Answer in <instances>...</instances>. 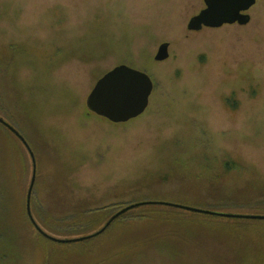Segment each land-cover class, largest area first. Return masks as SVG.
<instances>
[{
	"label": "rangeland",
	"instance_id": "374dc122",
	"mask_svg": "<svg viewBox=\"0 0 264 264\" xmlns=\"http://www.w3.org/2000/svg\"><path fill=\"white\" fill-rule=\"evenodd\" d=\"M204 9V0H0V118L31 143L32 214L61 219L49 235L79 239L127 206L193 207L181 201L200 194L248 197L222 198L223 210L243 205L225 213L264 216V1L248 12L247 26L188 31ZM163 44L169 58L156 62ZM123 65L146 73L154 90L144 115L116 125L86 101ZM0 136V148L18 153L11 173L26 208L31 158L2 128ZM227 160L238 165L221 182L225 190L198 192L199 171ZM246 183L257 192H228ZM90 197L102 210L96 224L83 219Z\"/></svg>",
	"mask_w": 264,
	"mask_h": 264
},
{
	"label": "trees",
	"instance_id": "16d2710c",
	"mask_svg": "<svg viewBox=\"0 0 264 264\" xmlns=\"http://www.w3.org/2000/svg\"><path fill=\"white\" fill-rule=\"evenodd\" d=\"M0 128L20 143L2 124ZM25 139L31 147L29 140ZM14 152L6 150L3 142L0 148V264H264V221L222 219L188 212L177 215L180 210L156 208L162 206L142 207L135 210H143L139 218L119 223L125 219L124 215L105 234L92 240L70 245L53 243L35 230L27 216L25 196L22 197L11 173L18 155L17 151ZM236 165L234 161L227 160L217 170L212 166L218 164L204 166L196 178L200 185L198 192L224 191L221 182L236 173ZM257 190L255 184L246 183L228 192L249 195ZM190 198L193 203L187 197L181 202L198 209L223 213L239 211L243 205L227 206L229 210H223L227 202L222 198H240L234 201L249 203L243 200L248 197H202L200 194V197ZM93 199L95 201L89 204L90 208L97 205L96 199ZM77 202L81 205L80 200ZM101 211L87 209L83 219L96 224L101 220L98 215ZM77 213L82 218L83 211ZM33 216L44 231L55 230V223L61 221L60 217L54 216V212L50 219L54 221L50 222L46 217L42 221L41 213ZM61 216L66 219L70 215L62 212ZM113 229L114 235L107 238Z\"/></svg>",
	"mask_w": 264,
	"mask_h": 264
},
{
	"label": "water",
	"instance_id": "95a60500",
	"mask_svg": "<svg viewBox=\"0 0 264 264\" xmlns=\"http://www.w3.org/2000/svg\"><path fill=\"white\" fill-rule=\"evenodd\" d=\"M259 1L264 0H204L206 9L193 17L188 24V31L201 32L203 29H220L224 26H247L251 17L248 12L256 6ZM169 58V44L160 46L155 57L156 62H164ZM154 90L151 78L144 72L136 71L125 65L115 68L102 79H100L86 101L88 111L95 116L106 119L112 124H126L142 115L149 108L150 98ZM0 124L6 127L24 146L32 161V180L27 192L26 212L35 230L45 239L61 245L82 243L102 236L111 225L124 215L146 206H162L180 211L205 215L210 217L245 220L264 221V216L238 215L223 212L202 210L189 206L165 203V202H142L125 207L114 214L106 225L88 237L79 239H57L38 226L31 210L34 188L37 183V162L32 148L25 137L10 123L0 118Z\"/></svg>",
	"mask_w": 264,
	"mask_h": 264
}]
</instances>
